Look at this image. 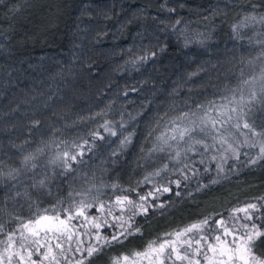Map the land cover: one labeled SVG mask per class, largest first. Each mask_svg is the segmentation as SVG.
<instances>
[{
  "label": "trees",
  "instance_id": "trees-1",
  "mask_svg": "<svg viewBox=\"0 0 264 264\" xmlns=\"http://www.w3.org/2000/svg\"><path fill=\"white\" fill-rule=\"evenodd\" d=\"M19 1L0 0V172L20 170L16 180L0 177L6 229L37 213L62 214L84 199L145 195L148 207L132 222L139 232L122 241L112 260L99 263L117 264L192 222L264 204V160L248 163L258 149L241 146L237 159L219 143L207 152L202 145L186 151L184 143L175 158L177 143L169 141L161 143L162 156L152 158L157 137L173 134L170 122L183 128L191 119L177 120L182 114L201 118L197 105L220 103L246 35L257 31L264 38V23L249 30L238 25L249 14L264 17V0H45L36 12L27 0L24 10L14 11ZM209 133L202 139L212 145L216 133ZM78 149L83 155L66 170L57 156ZM29 154L37 156L34 169L22 163ZM97 169L109 188L76 195L78 181ZM47 173L49 189L46 183L32 187ZM25 189L27 197H15ZM253 251L264 257V237Z\"/></svg>",
  "mask_w": 264,
  "mask_h": 264
},
{
  "label": "snow or ice",
  "instance_id": "snow-or-ice-1",
  "mask_svg": "<svg viewBox=\"0 0 264 264\" xmlns=\"http://www.w3.org/2000/svg\"><path fill=\"white\" fill-rule=\"evenodd\" d=\"M246 20H251L253 22H257L255 16H250L246 18ZM258 22L264 23V17H260ZM179 23V21L177 22ZM235 29V26H234ZM146 59V57L142 58ZM244 73L241 72V76L243 77ZM257 105H260L257 108ZM198 109L204 110L203 117L200 118V123L197 124L195 119H191L189 124L183 128L180 127V124L176 121L170 122L168 127V131L172 132V135H167L166 133H161L157 139L161 141L164 145H169V141H174L179 145V143L183 142L188 144V148L186 151H195L197 145H202L205 152H207L211 147H215L216 143H219L225 152L230 151L236 158H239L240 147L246 146L250 149H258L257 155L255 158H250L248 163L250 165L256 164L260 160H264V120L257 123V112L264 113V69H261L259 76H251L247 79H242L240 85L233 89L230 96H225L220 98V103L215 101H209L208 105L205 107L203 105H197ZM210 112H215L216 116L214 118L209 117ZM191 117H195L196 113H184L177 120H186ZM34 123L38 124L39 121H35ZM219 125V127H217ZM209 127L215 135H211V139L213 140V144L209 145L205 139L196 138V130L197 128L201 133H204L206 136L210 133L208 132ZM228 129H235L241 136L244 137L243 141H240L236 136L235 132L228 131ZM107 130V128H106ZM221 130L228 132L227 135L221 134ZM115 132H112V135H115ZM93 136L96 133H92ZM102 138V137H101ZM129 142V137H125L124 140L121 141V144H126ZM87 144V141H84ZM227 145L226 148L223 146ZM73 147L83 148V145H73ZM160 150H163L162 148ZM38 152H41L42 149H38ZM83 155V152H79L76 154H71L70 151H64L62 155H58L57 159H61L63 161L65 169H69L71 167L70 161L77 160L78 156ZM181 156V151L177 150L176 157L179 158ZM37 159L36 155L29 154L24 156L23 165L27 167L31 165V168H36L37 164L34 161ZM212 159H216L215 156ZM203 163V161H201ZM187 167V166H185ZM218 168L222 171L220 165H217ZM7 176L9 179L16 180L20 175L19 169H12L8 173L0 172V177ZM159 175V172L156 173ZM187 179V177H185ZM47 177L41 178L35 183L32 184V187H43L46 183ZM215 182V181H213ZM176 183H179L177 181ZM115 187V185L113 186ZM168 188H165L164 191H168ZM29 195L27 189L23 192H16L15 197L24 196L27 197ZM15 197H9V199H14ZM141 201L145 200V197H140ZM115 203L117 205H123L125 203L131 205L133 201L129 200L127 196H118L116 198ZM92 207L91 204H85L81 201L80 206L76 208L75 216H84V209ZM262 208H264V204L257 205L255 203L246 205L245 208L238 209L237 211L243 212L244 222L240 224L239 228L229 229L227 227L224 228L223 237L221 235H216L215 237H211L209 235H204L200 240L195 241L196 250L194 253L188 254L185 252V248L191 249L192 243H187L184 247L177 248L174 242H169L167 237L164 238V242L160 243L158 247H150V249L146 250L143 254L137 253V255H144L146 258L150 257V264H166V261L170 260L172 256H175L176 260L184 261L187 260L188 264H201L199 259H195L196 256L201 254V245H204L203 258L205 264H264V257L255 255L253 248L255 241L258 238L264 237V230H262V225H258L257 220H264V214L262 216H256V213L259 212ZM100 211H104V205H100ZM47 211V210H45ZM64 211L69 213L67 219L70 221L72 216V207L70 206L68 209ZM146 211V209H144ZM135 214V213H134ZM108 215H112L111 209L108 210ZM38 219L34 221H29L27 223H22L20 228V236L19 242L21 249L27 250L29 246V239L26 236L25 230L28 231L29 235L36 238L33 239L30 243L37 245L36 250L39 251L41 247H45V245H40L39 235L40 230H43L46 234L49 232L59 233L63 235L68 231V224H66L65 220L59 219L56 217V221L58 223H52L48 226H44L42 229L33 230L30 225L35 223L36 225H41L42 221H51L52 218L48 216H41L37 213ZM87 220L88 217H85ZM98 218L92 217L91 221L93 223V227L97 230L95 243L89 242V246L86 249L81 247L83 241L77 243L75 248L76 252L86 251L87 258H90L96 255L99 252H102L103 249L107 246H110L114 243L122 242L127 239L128 236L135 234V232H139V228H135L134 224H129L122 220L121 217H117V221H119L120 230L114 233L110 239L103 237L99 233V229L102 227L100 223H96ZM132 218L129 217V220ZM208 219L205 218L203 221L204 224H208ZM251 222V223H249ZM107 223V222H105ZM217 225H223L224 221L219 220L216 221ZM115 225H113L114 227ZM4 226L0 224V231H3ZM196 230V225L191 226L186 232H194ZM208 232L216 231L215 229H208ZM177 235H181V233H177ZM231 235L232 240L228 241L227 236ZM16 236L15 232H11L8 235L9 244L5 251H8V248L12 247V243L14 242L13 238ZM69 242L74 239L72 234L67 236ZM216 241V243H213ZM155 244V242H153ZM48 251L44 253V259L49 260V264H61L60 255H63L67 250H65L61 243L57 242L55 245V249H59V255L50 245H47ZM211 252L212 256H208L207 253ZM19 255V253H16ZM29 258H31V252H29ZM82 258L77 261V264H86V259ZM9 264H11L12 257L9 256ZM0 264H3V257L0 256ZM35 264V262H33Z\"/></svg>",
  "mask_w": 264,
  "mask_h": 264
},
{
  "label": "rangeland",
  "instance_id": "rangeland-1",
  "mask_svg": "<svg viewBox=\"0 0 264 264\" xmlns=\"http://www.w3.org/2000/svg\"><path fill=\"white\" fill-rule=\"evenodd\" d=\"M34 3L31 5V10L36 12L37 9L45 5L47 2L45 0H33ZM27 0H20L18 4L14 6V11H21L24 10L25 7L28 5ZM4 16H0V35H3V25L1 24V18ZM255 16L253 14H249L248 17ZM256 17V16H255ZM257 20V19H256ZM259 24L258 20L257 22H253L251 20H246L244 23H240L241 27L244 29L249 30L251 26H257ZM246 39V45L243 48H240L239 51L241 52V58H240V66L237 68L238 71L235 75V78L232 82H230L225 89L222 90V97L230 96L233 89L237 88L242 79H247L251 76H259L261 69H264V38L262 37L261 33H258L257 31L253 33H249L245 37ZM243 71L244 75L241 76V72ZM260 105H257V108H259ZM257 123L259 124L261 120H264V113L257 112ZM210 118H214L215 116H209ZM188 119H195L196 123L199 121L200 116L196 115L195 117H191ZM189 124V122H188ZM186 124V126L188 125ZM213 132L211 129H208V132ZM228 131L234 132L238 139L242 141L244 139L243 136H241L238 132H236L235 129H228ZM222 134H228V132ZM203 134L201 132H196V138L202 139ZM164 150L163 145H161V142L156 143L152 150V158H158L159 156H162L161 152ZM173 152L176 154L177 150H180L181 153L183 152L184 143H179V145L173 146ZM81 152V149H78ZM176 156V155H175ZM163 167V165L161 166ZM48 174V173H47ZM95 175H90L88 179L80 182L78 181V185L75 187L74 193L76 195H82L85 192L91 191V192H99L103 193V191L106 190V188H109L110 184L107 182V179L104 178V176H101V170L97 169V172L94 173ZM50 174L47 175V181L45 188L49 189V183L51 179ZM118 196H126V195H114L110 198H107L105 200H98V199H84L81 200L85 204H91L92 207H88L84 209L85 215L84 216H75L76 208L80 206L81 201H76L71 204L72 207V216L73 218L69 221L67 217L69 216L68 212L64 213H41V216H48L52 218L51 221H42L41 225H36L35 223L31 224L30 227L33 230L36 229H42L44 226H48L52 223H58L56 221V217H59V219L65 220L66 224H68V231L65 232L63 235H60L59 233H45L43 230H40V235L38 237L40 245H45V247H41L39 251L36 250L37 245L31 244L30 242L33 239H36L29 235L28 231L25 230V235L28 236L29 239V246L27 250L21 249L20 242H19V236H20V228L22 223H27L29 221H34L38 219L39 217L36 216L34 218L24 220L23 222L17 224L12 229H6L3 228V231H0V256L3 257V264H9V256L12 257L11 264H49V260H45L44 253L48 251L47 245H50L53 249H55V245L57 242L61 243L63 248L67 250L63 255H60V262L61 264H77L78 260H81L84 254H87L86 251L76 252L75 248L77 246V243L80 241H83L81 247L83 249H86L89 246V242L95 243V237L97 230L93 227V223L91 221L92 217L98 218L96 223H100L102 227L98 230L100 235L103 237L112 236L114 233L118 232L120 230L119 221H117V217H121L123 221L132 224L134 217L144 212V209H147L148 203L145 195H136V198H132L130 196H127L129 200L133 201V204L129 205L127 203L123 205H117L115 203L116 198ZM140 197H145L144 201L140 200ZM104 205V211H100V205ZM248 205V204H246ZM246 205H243L241 207H238L230 212H228L226 215L219 217L216 220H213L212 222H208V224H204L203 221H196L192 222L177 231L173 232L167 239L169 242H174L177 246V248L184 247L187 243H192V248L187 249L185 248V252L188 254L194 253L196 250V244L195 241L200 240L202 236L209 235L211 237H215L216 235H221L223 237L224 234V228L227 227L229 229H236L239 228L240 224L244 222V213L237 211L238 209L245 208ZM70 207V206H69ZM68 207V208H69ZM67 208V209H68ZM111 209L112 215H108V210ZM135 213V214H134ZM258 213V212H257ZM256 213V216H257ZM85 217H88L86 220ZM129 217L132 219L129 220ZM223 220V225H217L216 221ZM107 222V223H105ZM258 224L257 221H254ZM251 223V222H249ZM113 225H115L113 227ZM196 225V230L194 232H186L187 229H189L191 226ZM208 229H215L216 231L208 232ZM107 230H109L110 233H107ZM11 232H15L16 236L13 238L14 242L12 243V247L8 248V251L6 252L5 249L8 247V244L10 243L8 240V235ZM177 233H181V235H177ZM69 234H72L74 236V239L69 242L67 239V236ZM228 241L232 240V236L229 235L226 238ZM164 240L151 245L147 247L146 249L137 252L143 254L146 250L150 249V247H158L160 243H163ZM213 243H216V241H213ZM124 242H118L113 245H110L109 247H105L104 250L101 252V254L97 257L92 256L90 258L86 259V264H99L105 258L109 257L110 260H112V257L114 258L117 256V253L120 249L124 247ZM132 246L135 244L132 243ZM201 254L196 256L195 259H199L201 261V264H205L204 258H203V252H204V245L201 246ZM57 254L59 255L60 250L55 249ZM29 252H31V258H29ZM16 253H19V255H16ZM135 253L131 256H123L121 260L117 264H150V257H145L144 255H137ZM109 254V256H107ZM208 256H212L211 252L207 253ZM166 264H188L187 260L180 261L176 260L175 256L173 255L172 258L168 261H166Z\"/></svg>",
  "mask_w": 264,
  "mask_h": 264
}]
</instances>
